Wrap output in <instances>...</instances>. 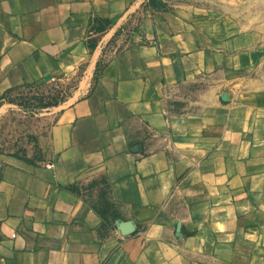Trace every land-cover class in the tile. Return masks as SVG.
<instances>
[{
  "label": "crops",
  "instance_id": "0c3cea01",
  "mask_svg": "<svg viewBox=\"0 0 264 264\" xmlns=\"http://www.w3.org/2000/svg\"><path fill=\"white\" fill-rule=\"evenodd\" d=\"M147 1L0 0V101L67 89L0 148V264H264V19Z\"/></svg>",
  "mask_w": 264,
  "mask_h": 264
},
{
  "label": "rangeland",
  "instance_id": "374dc122",
  "mask_svg": "<svg viewBox=\"0 0 264 264\" xmlns=\"http://www.w3.org/2000/svg\"><path fill=\"white\" fill-rule=\"evenodd\" d=\"M246 9L255 13L253 16L255 20L263 21L264 0H201V21L204 18L214 21L225 17L244 19ZM237 11L243 12L236 16ZM126 24H130V21L124 23L119 31L126 29ZM66 91V86L60 81H50L21 88L13 94L6 95L5 99L0 101V148L21 151L22 138L42 118L45 108L58 104L65 98ZM202 260L205 264L215 263L214 256H204L201 257V262Z\"/></svg>",
  "mask_w": 264,
  "mask_h": 264
},
{
  "label": "built area",
  "instance_id": "2783aa9c",
  "mask_svg": "<svg viewBox=\"0 0 264 264\" xmlns=\"http://www.w3.org/2000/svg\"><path fill=\"white\" fill-rule=\"evenodd\" d=\"M96 30V29H95ZM99 31V30H98ZM94 33V31H92ZM51 81H57V79L52 78Z\"/></svg>",
  "mask_w": 264,
  "mask_h": 264
}]
</instances>
